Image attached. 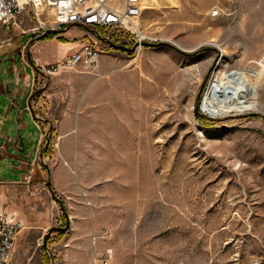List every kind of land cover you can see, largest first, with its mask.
Wrapping results in <instances>:
<instances>
[{
    "label": "rangeland",
    "instance_id": "rangeland-1",
    "mask_svg": "<svg viewBox=\"0 0 264 264\" xmlns=\"http://www.w3.org/2000/svg\"><path fill=\"white\" fill-rule=\"evenodd\" d=\"M142 5L140 49L102 45L96 68L48 76L68 79L74 116L50 133L48 120L52 131L62 120L38 112L48 133L36 151L40 130L22 98L12 106L0 94V208L22 223L8 264H40L39 252L41 264H92L105 251L109 264H264V0ZM33 24L20 15L0 25V45ZM68 30L88 38L68 27L41 40L64 42ZM21 63L17 51L0 57V78ZM233 70L254 86L245 109L204 114L211 83ZM66 218L69 229L44 243Z\"/></svg>",
    "mask_w": 264,
    "mask_h": 264
},
{
    "label": "built area",
    "instance_id": "built-area-1",
    "mask_svg": "<svg viewBox=\"0 0 264 264\" xmlns=\"http://www.w3.org/2000/svg\"><path fill=\"white\" fill-rule=\"evenodd\" d=\"M142 8V0H0V24H16L18 16L23 15L34 23L22 30L30 33V39L68 27L81 28L88 34L76 50L55 62L39 65V73L29 78V88L33 91L37 84H42L44 76L78 68H96L102 45L110 46L102 40L117 44L132 39L134 50L140 49L147 39L139 25ZM62 10H70L68 20H61ZM21 226L15 213L0 208V264H8ZM107 237V230L101 233L92 231L90 241L96 244ZM110 258L111 254L105 251L92 258V264H109Z\"/></svg>",
    "mask_w": 264,
    "mask_h": 264
},
{
    "label": "crops",
    "instance_id": "crops-1",
    "mask_svg": "<svg viewBox=\"0 0 264 264\" xmlns=\"http://www.w3.org/2000/svg\"><path fill=\"white\" fill-rule=\"evenodd\" d=\"M0 25L2 27L6 26L2 24ZM24 35H26L27 39L30 40V35L22 32L17 39L8 41L0 45V57L7 56L12 52L17 51L22 59L20 68H10L9 72H11L12 75H8V72L6 71L4 72V75H8V77L0 78V94L10 99V103L12 104V106L17 102V100L21 98L23 99L30 89V80L28 73L25 71V62L23 56L21 55L20 48L25 46V57H27V51L33 64L38 67L39 65L52 63L61 59L68 52L79 48L83 42V34H81V32L73 30H68L66 32H62L61 34H58L61 38L65 39L64 42H60L55 39H35L28 45V40L22 41V37ZM13 46L16 47L13 48ZM43 48L47 49L50 52L49 55L46 54L45 56H43ZM67 81L68 79L66 78H49L44 82V91L42 93H38L35 98L31 100V106L34 112V115L31 114V117L32 119H34L36 127L40 130L39 136L36 140V147L34 149L35 151L38 149V144L42 139V134L48 133V130L47 132H43L42 126L38 124V112L46 113L48 117H50L49 119H52L54 118V116H56L57 118L62 120L59 126H56L55 131H52L53 125L51 120H48L46 124H48L49 126L50 133H59L64 131L67 128L66 125H68L67 120L73 118L74 116L69 102H67L66 98L64 97L68 94V88L70 87ZM43 85H41V87ZM36 90H38V84L33 91ZM20 110L23 109L20 107ZM25 110H27L28 114H30L28 109ZM13 147L22 150L21 142L18 138L13 141ZM39 229L40 227L38 226V239L41 234ZM44 235L45 233H43V236ZM43 257L44 254L42 252H39L38 260L40 264L43 262Z\"/></svg>",
    "mask_w": 264,
    "mask_h": 264
},
{
    "label": "bare ground",
    "instance_id": "bare-ground-1",
    "mask_svg": "<svg viewBox=\"0 0 264 264\" xmlns=\"http://www.w3.org/2000/svg\"><path fill=\"white\" fill-rule=\"evenodd\" d=\"M68 18H70V10H62L61 20H68ZM253 91L254 86L246 73L239 70L230 71L224 79L213 80L200 110L209 116L223 115L232 109L243 111L246 107V99Z\"/></svg>",
    "mask_w": 264,
    "mask_h": 264
},
{
    "label": "water",
    "instance_id": "water-1",
    "mask_svg": "<svg viewBox=\"0 0 264 264\" xmlns=\"http://www.w3.org/2000/svg\"><path fill=\"white\" fill-rule=\"evenodd\" d=\"M45 36H46V34H41V35L37 36L35 39H42ZM102 41L108 43L113 48L126 49L128 52H132L134 50V48H129L128 49V48H125V47H123L121 45H116V44L107 42L105 40H102ZM30 43L31 42H29L28 45ZM26 54H27V57H26V62H25V71L28 73L29 78H31L34 73H39V70H38V67H36L33 64V62L31 61L27 51H26ZM44 79L48 80V76H44ZM41 89L42 88H38V90H36V91H31L29 89V91L27 92V94L25 95V97L21 101V108L22 109H28L30 114L34 115V112H33L32 106H31V100H33L35 98V96L41 91ZM47 137H46V140H45V144L46 145L48 144V138ZM40 155H42V152H40ZM46 185H47L48 189L50 190L52 196L59 202V206H60L61 211L64 212V207H63V204H62L61 200L56 198V196L54 195V193H53V191L51 189L48 171H47V182H46ZM68 229H69V221L66 218L64 226H53V227H51V228H49L47 230V232L45 233L44 238H43L44 239V243L46 242L47 235L50 234L52 231L64 232V231H67Z\"/></svg>",
    "mask_w": 264,
    "mask_h": 264
}]
</instances>
